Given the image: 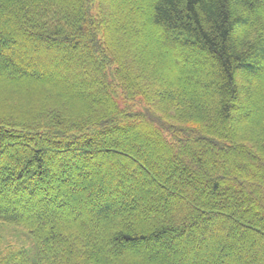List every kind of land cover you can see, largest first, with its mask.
<instances>
[{
  "label": "trees",
  "instance_id": "1",
  "mask_svg": "<svg viewBox=\"0 0 264 264\" xmlns=\"http://www.w3.org/2000/svg\"><path fill=\"white\" fill-rule=\"evenodd\" d=\"M0 223V264H264V0H0Z\"/></svg>",
  "mask_w": 264,
  "mask_h": 264
},
{
  "label": "rangeland",
  "instance_id": "2",
  "mask_svg": "<svg viewBox=\"0 0 264 264\" xmlns=\"http://www.w3.org/2000/svg\"><path fill=\"white\" fill-rule=\"evenodd\" d=\"M74 191L77 192L76 190ZM22 232L23 230L19 227L15 228L14 226H10L9 224L0 223V250L5 249L8 246L18 245L21 240H24V235L22 234ZM19 246L28 248L30 247V243L26 241Z\"/></svg>",
  "mask_w": 264,
  "mask_h": 264
}]
</instances>
